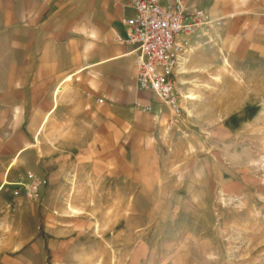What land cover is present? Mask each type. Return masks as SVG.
<instances>
[{
	"label": "rangeland",
	"instance_id": "1",
	"mask_svg": "<svg viewBox=\"0 0 264 264\" xmlns=\"http://www.w3.org/2000/svg\"><path fill=\"white\" fill-rule=\"evenodd\" d=\"M238 20L192 36L178 120L121 107L102 137L69 106L33 138L28 58L9 74L0 43V264H264V17Z\"/></svg>",
	"mask_w": 264,
	"mask_h": 264
},
{
	"label": "crops",
	"instance_id": "2",
	"mask_svg": "<svg viewBox=\"0 0 264 264\" xmlns=\"http://www.w3.org/2000/svg\"><path fill=\"white\" fill-rule=\"evenodd\" d=\"M176 1L160 0L162 5ZM178 1L189 13L203 10L210 21L208 29L215 28L222 19H239L230 24L253 25L260 23L250 19L258 21L264 17V0ZM135 14L128 0H0L1 51L3 57L11 58L2 66L8 68L9 74H18L22 65L19 59L28 58L25 65L31 67L28 72L33 74L31 101L23 103L32 107V120L28 121L39 123L33 138L42 139L52 129V123L58 122L63 108L69 106L72 108L66 116L69 118L71 112L72 121L96 129L95 137H102L105 124L110 121L105 113L110 110L113 123L121 121V107H133L137 114L158 119L172 115L165 101L141 88L134 47L117 39L127 34L124 19ZM70 79L78 86L76 98L60 99L56 94L53 98L61 89L59 85ZM13 105L22 104L18 101ZM23 150L26 147L17 153ZM38 155L41 168L45 159L41 152Z\"/></svg>",
	"mask_w": 264,
	"mask_h": 264
},
{
	"label": "built area",
	"instance_id": "3",
	"mask_svg": "<svg viewBox=\"0 0 264 264\" xmlns=\"http://www.w3.org/2000/svg\"><path fill=\"white\" fill-rule=\"evenodd\" d=\"M128 3L136 14L124 19L127 34L117 39L134 47L137 81L141 88L165 101L173 118L178 120L184 110L178 88L184 55L192 36L206 28L210 21L203 10L189 13L178 0L170 5H162L160 0H128ZM99 101L102 103L103 99ZM29 178L31 183L21 184L26 187L27 198L36 200L41 181L32 173Z\"/></svg>",
	"mask_w": 264,
	"mask_h": 264
}]
</instances>
